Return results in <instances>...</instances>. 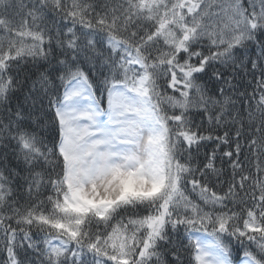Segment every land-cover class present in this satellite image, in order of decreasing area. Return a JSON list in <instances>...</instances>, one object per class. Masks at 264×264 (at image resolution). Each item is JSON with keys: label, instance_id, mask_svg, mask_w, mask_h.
I'll list each match as a JSON object with an SVG mask.
<instances>
[{"label": "snow or ice", "instance_id": "obj_1", "mask_svg": "<svg viewBox=\"0 0 264 264\" xmlns=\"http://www.w3.org/2000/svg\"><path fill=\"white\" fill-rule=\"evenodd\" d=\"M0 264H264V0H0Z\"/></svg>", "mask_w": 264, "mask_h": 264}]
</instances>
